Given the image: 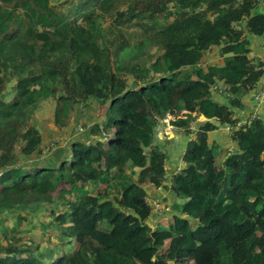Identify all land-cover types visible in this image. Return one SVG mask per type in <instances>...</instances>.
<instances>
[{"label":"trees","instance_id":"obj_1","mask_svg":"<svg viewBox=\"0 0 264 264\" xmlns=\"http://www.w3.org/2000/svg\"><path fill=\"white\" fill-rule=\"evenodd\" d=\"M50 3L0 0V264H264V122L237 116L264 75L249 58L262 2L86 0L85 25ZM48 101L60 130L92 101L102 118L82 124L70 157L27 168L14 146L25 132L20 156L42 154L30 120ZM169 115L191 140L175 200L158 202L171 223L152 227L137 178L167 183L158 128ZM224 127L232 149L210 142Z\"/></svg>","mask_w":264,"mask_h":264},{"label":"rangeland","instance_id":"obj_2","mask_svg":"<svg viewBox=\"0 0 264 264\" xmlns=\"http://www.w3.org/2000/svg\"><path fill=\"white\" fill-rule=\"evenodd\" d=\"M86 0H51V6L53 9L62 16H65L68 18L70 22H75L78 21L80 24L85 25V21L82 18V15H79L81 9H79L77 6L78 4L80 6L83 5V3ZM79 9V10H78ZM109 19L106 20V22L102 21V24L105 25L106 27L109 26ZM45 32V31H42ZM46 33V32H45ZM153 54H157V51L154 50L152 51ZM218 61V64H223L221 63L222 58H216ZM224 61V60H222ZM216 62V61H212ZM11 74V82L9 85L6 87L7 90H10L11 87L16 83L17 77H16V72L15 70L10 71ZM128 86L130 87L133 83V79L130 77L126 76ZM9 91L5 92V95L8 94ZM92 104L88 109L81 108L78 109V112L76 113V116L74 120L67 126L65 129H57L56 126L54 125V110H55V102L53 101H48L43 103L40 106V110L36 112L35 118L33 120H30V126H36L37 129L41 132V136H43V146H42V154L37 155L33 157L31 160H25L23 157L20 156V149L22 145L25 143L26 136L25 132H22L20 135V143L14 146V155L18 156L20 158L19 163L24 164L27 168L32 167V166H38L40 164L42 165H57L59 161H61L63 158H68L70 157L71 154H69V148L70 145L74 141H85L87 137V132L84 127H82L83 123H86L87 125H92L94 122H96L98 119H101V113H100V106L98 102H91ZM107 107V106H106ZM104 107L103 109H105ZM162 125H164V130H162ZM160 125V129L162 132L158 134L159 137V142L160 144H164V141L168 140V133L173 130V127L170 125V123H167L163 121V124ZM4 134L2 133V129H0V136H3ZM7 149V144L4 142ZM185 146H180L177 148V150L183 149ZM166 149V153L169 155L170 148H167V146H164V150ZM2 150H0L1 154ZM178 173V171L176 170ZM171 181L168 183L174 182L175 175L171 173L170 175ZM138 182L141 184H146L147 188L150 186L147 180H149L145 175L142 177L139 176L137 178ZM170 190V189H168ZM165 192V191H164ZM151 202V201H150ZM164 205L169 206L167 202L169 203L170 200L169 198L165 201L161 199V201ZM158 203V202H157ZM154 208H156L154 205H152ZM170 213V210H167ZM17 216L19 214H16ZM173 214H166L163 213V215H158L157 211L154 212L151 220L149 221L151 223L152 227H155L157 224L162 225V226H168L171 223V218ZM7 215H0V220L5 218ZM16 216V217H17ZM33 218V215L30 217V219ZM15 219V218H13ZM167 220V221H166ZM13 224L16 223V220H13ZM195 227V226H193ZM24 228H30L27 224L24 226ZM191 264V263H190Z\"/></svg>","mask_w":264,"mask_h":264},{"label":"crops","instance_id":"obj_3","mask_svg":"<svg viewBox=\"0 0 264 264\" xmlns=\"http://www.w3.org/2000/svg\"><path fill=\"white\" fill-rule=\"evenodd\" d=\"M258 12L264 14V4L259 7ZM251 47H250V54L249 58L254 59L255 64L264 63V36L263 37H251L250 38ZM223 60V59H222ZM221 60V63L223 62ZM264 89V75L258 84L257 88L250 92L244 99V109L241 111H238V118L240 121V125L248 123L253 118H259L264 122V101H257L256 100V94ZM201 121H204V118H200ZM164 125H162V130H164ZM160 132L162 130L158 128ZM168 140H166L167 148H170V152L168 155V162H167V183L163 186L164 188L158 191L155 187L149 186L147 188L149 195V202L150 204H153L155 202H159L158 200L163 199L167 200L169 198L170 202L167 204L171 205L172 201L175 200L174 192H172V184L168 183V181H171V173L173 175H176L180 172L183 164L182 159L183 155L186 152V149L188 148L189 141L191 140L188 134H185L183 132H179L176 129L173 128L170 133H168ZM210 142L211 143H217L221 146H224L228 149H232L235 147V144L232 143V140L230 138L229 128H220V130L210 133ZM180 146H185L181 150H177ZM170 189V190H168ZM165 191V192H164ZM171 213V212H170ZM167 213V214H170ZM173 214V213H172ZM171 220V218H169ZM167 221V220H166Z\"/></svg>","mask_w":264,"mask_h":264},{"label":"built area","instance_id":"obj_4","mask_svg":"<svg viewBox=\"0 0 264 264\" xmlns=\"http://www.w3.org/2000/svg\"><path fill=\"white\" fill-rule=\"evenodd\" d=\"M238 1L241 2L242 0H238ZM258 1H261L262 2V5L264 4V0H258ZM256 100L257 101H264V89L260 90L256 94ZM172 120H174V117L171 116V115L167 116L164 119V121L167 122V123H170V121H172ZM154 206L156 207V208H154L155 211H157L158 215L160 216L161 215V207H160V205L157 202H155L154 203Z\"/></svg>","mask_w":264,"mask_h":264},{"label":"water","instance_id":"obj_5","mask_svg":"<svg viewBox=\"0 0 264 264\" xmlns=\"http://www.w3.org/2000/svg\"><path fill=\"white\" fill-rule=\"evenodd\" d=\"M37 39L41 42H46L48 39V34L40 32L37 34ZM12 164H13V162L10 163V165H12Z\"/></svg>","mask_w":264,"mask_h":264}]
</instances>
